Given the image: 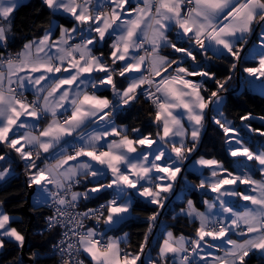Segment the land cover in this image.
<instances>
[{
    "label": "snow or ice",
    "instance_id": "obj_1",
    "mask_svg": "<svg viewBox=\"0 0 264 264\" xmlns=\"http://www.w3.org/2000/svg\"><path fill=\"white\" fill-rule=\"evenodd\" d=\"M40 3L48 26L13 52L24 0H0V186L22 169L33 210H49L47 258L264 264V114L225 111L237 89L264 96V0ZM138 103L151 130L118 123ZM210 126L219 157L200 152ZM131 219L146 225L134 246ZM20 223L0 199V253L25 248Z\"/></svg>",
    "mask_w": 264,
    "mask_h": 264
},
{
    "label": "trees",
    "instance_id": "obj_2",
    "mask_svg": "<svg viewBox=\"0 0 264 264\" xmlns=\"http://www.w3.org/2000/svg\"><path fill=\"white\" fill-rule=\"evenodd\" d=\"M49 16L45 11L41 9L40 0H28L21 6L14 15L13 31L15 45L10 50L14 51L20 49L23 42L26 39L32 38L34 35L38 36L42 33V30L48 26ZM60 20V23H63ZM220 64L221 75H226L227 64L224 62H217ZM240 90L228 95L226 98V115L232 119L236 118V123L239 124L238 117L245 112H252L254 115L264 114V96L259 93L249 91L247 95H240ZM148 110L147 107L141 103H138L136 108L131 112L126 113L119 121L131 126H142L146 130L147 128ZM255 126H259L258 121L253 122ZM222 137L218 130H215L214 126H210L203 138V145L200 152L209 156H218L221 152ZM18 179H12L11 183H5L0 186V199L6 201V208L14 215L20 217V227L26 231L28 217L25 216L21 209L26 202L27 189L25 188L23 181L24 177L21 171H17ZM193 183H196L192 177H190ZM191 197L197 199V193H192ZM91 204V203H90ZM182 206V205H181ZM179 207H177L178 210ZM29 210L33 214V221L28 230V247L26 249L27 255L32 253V250L44 251L49 242L53 240V235L50 232L41 231L40 227L43 224V216L46 213V209L33 210L29 205ZM148 208L139 202L136 206L134 215L145 216L148 214ZM161 220L168 224H176V228L184 231L186 234L192 233V226L186 225L183 220L176 223L172 220L171 213L167 216H162ZM146 225L136 219L129 220L122 231L127 232L130 237L131 245H136L142 239L143 231ZM19 250L9 247L4 253H0V264H12L13 260L19 259ZM38 264H55L53 260H49L47 256H41ZM250 264H261L256 257L250 258Z\"/></svg>",
    "mask_w": 264,
    "mask_h": 264
},
{
    "label": "water",
    "instance_id": "obj_3",
    "mask_svg": "<svg viewBox=\"0 0 264 264\" xmlns=\"http://www.w3.org/2000/svg\"><path fill=\"white\" fill-rule=\"evenodd\" d=\"M17 171H22V169H18ZM28 192H29V190L27 189V193ZM29 205H31V198L26 194V202H25V205L22 207L21 211H22V213L25 216L28 217L27 227H26V231H25L26 232V236H27V244H26L25 248L22 251H19V254H18L19 260H21L23 262V264H30L29 255H27L26 249L28 247V230H29V227H30V225H31V223L33 221V214L29 210Z\"/></svg>",
    "mask_w": 264,
    "mask_h": 264
},
{
    "label": "built area",
    "instance_id": "obj_4",
    "mask_svg": "<svg viewBox=\"0 0 264 264\" xmlns=\"http://www.w3.org/2000/svg\"><path fill=\"white\" fill-rule=\"evenodd\" d=\"M18 50H19V49L14 50L13 52L18 51ZM10 51H12V50H10ZM21 172H22V171H21ZM97 203H99V202H97ZM87 206H88V207H94L95 205H94V204H88ZM49 214H50V213H49V210L46 209V213H45L44 216H43V224H42V226L40 227L41 231L48 232V231L45 230V217H46L47 215H49ZM58 238H59L58 236H57V237H54V236H53V240L58 239ZM53 240H51V241L49 242L47 248H46L44 251L39 252L38 250H32V252H37V253H39L40 257H41V256H47V253H48L49 249L51 248V245H52V243H53ZM56 260L58 261V258H56Z\"/></svg>",
    "mask_w": 264,
    "mask_h": 264
},
{
    "label": "crops",
    "instance_id": "obj_5",
    "mask_svg": "<svg viewBox=\"0 0 264 264\" xmlns=\"http://www.w3.org/2000/svg\"><path fill=\"white\" fill-rule=\"evenodd\" d=\"M27 1H28V0H24V3L27 2ZM29 39H31V38H29ZM24 42H25V41H24ZM24 42H23V43H24ZM21 47H22V46H21ZM21 47H20V48H21ZM251 92H254V91H251ZM256 93H258V92H256ZM118 123H122V122L118 121ZM124 124H125V123H124ZM199 199H200V196H199V194L197 193V200H199ZM98 202H102V201H98ZM178 210H179V208H178ZM178 210H177V211H178Z\"/></svg>",
    "mask_w": 264,
    "mask_h": 264
},
{
    "label": "rangeland",
    "instance_id": "obj_6",
    "mask_svg": "<svg viewBox=\"0 0 264 264\" xmlns=\"http://www.w3.org/2000/svg\"><path fill=\"white\" fill-rule=\"evenodd\" d=\"M230 119V118H229ZM192 198V197H191Z\"/></svg>",
    "mask_w": 264,
    "mask_h": 264
}]
</instances>
